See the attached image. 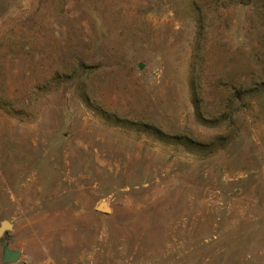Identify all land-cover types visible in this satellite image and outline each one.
I'll use <instances>...</instances> for the list:
<instances>
[{
	"label": "rangeland",
	"instance_id": "obj_1",
	"mask_svg": "<svg viewBox=\"0 0 264 264\" xmlns=\"http://www.w3.org/2000/svg\"><path fill=\"white\" fill-rule=\"evenodd\" d=\"M2 221L0 264H264V0H0Z\"/></svg>",
	"mask_w": 264,
	"mask_h": 264
},
{
	"label": "water",
	"instance_id": "obj_2",
	"mask_svg": "<svg viewBox=\"0 0 264 264\" xmlns=\"http://www.w3.org/2000/svg\"><path fill=\"white\" fill-rule=\"evenodd\" d=\"M99 209L104 212H108V208H106L105 206L99 207ZM11 227L12 225L8 221H2L0 223V238L6 231L10 230ZM18 258L19 254L17 252L5 251L3 261L6 263H14L18 260Z\"/></svg>",
	"mask_w": 264,
	"mask_h": 264
}]
</instances>
